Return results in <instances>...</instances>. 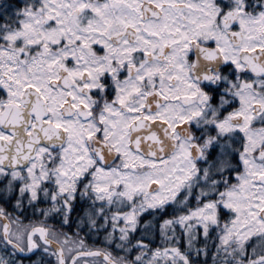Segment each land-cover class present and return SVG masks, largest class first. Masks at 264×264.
I'll list each match as a JSON object with an SVG mask.
<instances>
[{
    "label": "snow or ice",
    "instance_id": "6c2138e0",
    "mask_svg": "<svg viewBox=\"0 0 264 264\" xmlns=\"http://www.w3.org/2000/svg\"><path fill=\"white\" fill-rule=\"evenodd\" d=\"M0 264H264V0H0Z\"/></svg>",
    "mask_w": 264,
    "mask_h": 264
}]
</instances>
